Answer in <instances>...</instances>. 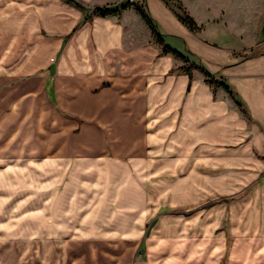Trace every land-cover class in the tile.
Returning a JSON list of instances; mask_svg holds the SVG:
<instances>
[{
	"label": "crops",
	"instance_id": "obj_1",
	"mask_svg": "<svg viewBox=\"0 0 264 264\" xmlns=\"http://www.w3.org/2000/svg\"><path fill=\"white\" fill-rule=\"evenodd\" d=\"M128 1L141 3L0 0V131L3 120L10 123L17 119L11 125L18 126L3 140L0 137V142L16 143L9 152L0 150V173L18 174L24 169L43 171L44 175L60 172L67 157L66 123L54 110L83 111L84 116L96 118V124L106 128V138L100 140L122 143L120 153L113 149L106 156L143 157L139 173L167 170L174 175L169 186L172 191L178 189L177 179L184 177L185 189H225L226 159H231L228 168L235 172L241 167L253 182L254 206L249 226L232 227L233 252L245 242L248 245L242 251L253 253L254 264L263 263L264 258L254 255H264V210L262 214L258 211V205L264 207V5L253 25V38H247L231 36L207 17L199 19L193 13L201 29L191 30L163 0H143L163 44L189 61L200 60L202 70H193L190 77L179 69L183 59L163 53V45L133 6L108 15L95 12L97 7ZM205 72L228 85L232 94L206 81ZM6 111L9 116L3 117ZM33 123L42 127L40 153L29 144L25 150L17 146L33 140L20 129ZM21 157L27 159L24 165L19 162ZM197 158L202 161H195ZM211 158L223 159L218 163L223 176L216 182L210 178L214 169ZM14 166L21 171H8ZM246 177L243 180L247 181ZM45 178L47 183L42 185L51 186V176ZM10 183L13 189L21 187ZM235 187H241L240 183ZM56 205L52 210L48 207L45 214L60 222L67 217L54 213L63 209ZM1 231L0 238L9 237ZM45 232L41 237L57 241L65 237L58 228ZM31 233L25 230L18 235L26 238L25 248L34 246ZM13 238L6 250L3 247L8 245H2L0 239V255H15L6 262L0 258V264H22L19 242ZM41 244L49 246L48 242Z\"/></svg>",
	"mask_w": 264,
	"mask_h": 264
},
{
	"label": "rangeland",
	"instance_id": "obj_2",
	"mask_svg": "<svg viewBox=\"0 0 264 264\" xmlns=\"http://www.w3.org/2000/svg\"><path fill=\"white\" fill-rule=\"evenodd\" d=\"M163 1L178 15L188 14L193 18V13L199 19L207 17L231 36L240 34L247 38H253V25L257 23L260 8L264 5V0ZM140 2L145 8L143 0ZM195 23L196 30H200L201 27ZM201 66L200 60L195 58L184 61L179 69L190 67L192 72L202 70ZM5 113L3 117L9 116V111ZM83 113L54 110V114L63 117L67 136L64 143L67 157L58 174L44 175L43 171L35 172L36 169L26 172L24 169L23 173L13 172L11 175L0 173V229L9 235L7 238L2 236V245H8L3 249L9 248L15 239L13 236L16 237L22 264H254L253 253L242 251L248 245L244 241V247L240 246L233 252L235 239L232 227L244 228L253 220V182L246 170L236 167L234 172L233 168H228L232 160L226 159L225 189H185L184 177L177 179L178 189L172 191L169 186L174 175L167 170L160 174L139 173L143 157L106 156L113 153V149L120 153L122 143L100 140L101 137L106 138V128L96 124V118ZM12 121L3 120L2 140L12 128H18L11 125L17 119ZM41 128L34 123L20 127L26 131V138L33 140L17 143L19 150H25L29 144L36 153H40ZM138 128L134 127L135 133H138ZM50 129H54L52 123ZM13 144L16 143L2 141L0 150L9 152ZM96 154L99 158H89V155ZM102 154L103 157L100 156ZM222 160L210 159L214 167L210 173L212 182L223 176L224 171H218V163ZM26 161L25 157L19 159L23 165ZM164 165L168 166V163ZM11 168L16 167H9L8 171ZM245 175L247 181L243 180ZM46 176H51L52 184H47L50 188L42 185V182L47 183ZM10 182L21 187L13 189ZM236 183L241 187L234 188ZM15 202H18L17 207ZM47 203L51 210L59 203L58 208L63 209L53 212L67 218L60 219V222L52 221V215L45 214ZM262 210L264 207L258 205L260 214ZM53 228L65 232L62 241L41 237L46 230L52 231ZM25 230L32 231L31 235H34V246L29 249L25 248L26 238L18 237L25 234ZM42 240L49 246L43 247ZM55 241L57 244L52 246ZM21 242L24 243L21 245ZM10 256L15 255L2 253L0 258L6 262ZM254 256L264 258V255ZM234 258L236 263L231 260Z\"/></svg>",
	"mask_w": 264,
	"mask_h": 264
},
{
	"label": "trees",
	"instance_id": "obj_3",
	"mask_svg": "<svg viewBox=\"0 0 264 264\" xmlns=\"http://www.w3.org/2000/svg\"><path fill=\"white\" fill-rule=\"evenodd\" d=\"M130 6H133L137 10V12L141 15V17L146 21V23L151 27L153 33L156 36L157 41H159L158 43H160L161 45H163V53L164 54H166V53H172L175 56L183 59L185 62H189V60H187L179 52H177V51H175V50L171 49L170 47H168V46H166V45L163 44V42L160 40V38L158 36L157 30H156V27H155L153 21L148 16L145 8L142 5L128 1L126 3L121 4L120 6L111 5V6L97 7V8H95V12L97 14H99V15H108V14H112V13L119 12V11H121L123 9H126L127 7H130ZM179 18L191 30H196L197 29L195 20L191 16H189L188 14L179 15ZM182 71L186 72L191 77L190 67L189 68H182ZM205 77H206V81H208L211 85H213V86H223L224 89L228 93L232 94V92H231V90H230V88H229L228 85L224 84L223 82H217V83H215L216 82V79L213 78L210 73L205 72Z\"/></svg>",
	"mask_w": 264,
	"mask_h": 264
}]
</instances>
